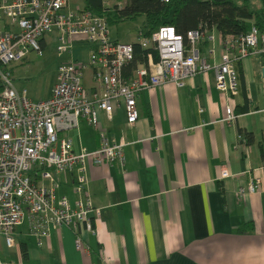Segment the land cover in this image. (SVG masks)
Returning a JSON list of instances; mask_svg holds the SVG:
<instances>
[{"label": "crops", "instance_id": "obj_1", "mask_svg": "<svg viewBox=\"0 0 264 264\" xmlns=\"http://www.w3.org/2000/svg\"><path fill=\"white\" fill-rule=\"evenodd\" d=\"M127 2L103 0V5ZM213 35L198 46L208 62L218 63L221 37L214 29ZM90 48L77 41L68 54L85 61ZM263 66L259 51L241 58L232 96L216 88L213 70L194 74L180 87L169 82L141 90L132 126L122 104L110 118L98 111L108 141L124 139L125 161L88 167L91 201L101 214L93 232L81 231L84 249L76 248L75 233L66 225L50 227L39 245L25 218L15 226L14 245L8 247L0 235V258L15 264H264ZM83 84L88 90L94 86L90 74ZM226 106L235 115L232 121L224 120ZM59 136L68 138L75 152L100 144L97 129L83 117ZM66 178L57 193L73 202V173ZM256 178L258 190L239 194Z\"/></svg>", "mask_w": 264, "mask_h": 264}, {"label": "built area", "instance_id": "obj_2", "mask_svg": "<svg viewBox=\"0 0 264 264\" xmlns=\"http://www.w3.org/2000/svg\"><path fill=\"white\" fill-rule=\"evenodd\" d=\"M49 32L60 53H69L77 41L91 48L85 61L70 58L61 62L49 97L33 101L25 89L16 90L9 65L21 62L30 51L41 54L42 40ZM213 39V28L204 23L185 35L171 25L159 26L150 36L140 29L137 41L144 48L155 49L158 59L148 52L145 63L126 73L133 43L112 39L104 15L83 6L70 8L69 0H0V235L8 247L14 245L15 226L26 218L39 245L49 236L50 227L66 225L75 233L76 248L84 249L81 231L93 232L94 221L101 214V208L91 201L88 167L123 165L125 161L124 139L110 143L99 128L97 112L110 118L122 104L126 124L132 126L138 119L136 97L141 90L169 82L180 87L194 74L209 70L222 94L235 95L236 64L256 51L264 55V31L251 26L245 33L221 38L218 63L208 62L198 46L202 40ZM86 69L94 83L89 90L83 84ZM79 117L97 129L100 144L96 149L81 147L75 152L71 141L59 136L60 131L76 127ZM234 117L226 106L224 120ZM237 139L242 140V135ZM69 173H73V202L57 193ZM227 175L222 169L221 176ZM260 182L256 178L239 188V194L258 190ZM0 264L15 263L0 258Z\"/></svg>", "mask_w": 264, "mask_h": 264}, {"label": "trees", "instance_id": "obj_3", "mask_svg": "<svg viewBox=\"0 0 264 264\" xmlns=\"http://www.w3.org/2000/svg\"><path fill=\"white\" fill-rule=\"evenodd\" d=\"M259 4L252 8L250 0H128L122 7L114 5L106 8L103 0H83L84 9L104 15L109 25L144 16L141 30L145 36H150L159 26L166 25L173 26L177 32L185 35L189 29L204 23L217 31L221 38L245 33L251 26L264 31V0H260ZM133 50V58L126 67V73L139 63H145L148 52L152 53L154 60L158 59L155 49L144 48L138 41L133 42ZM251 226L249 224L239 231H246Z\"/></svg>", "mask_w": 264, "mask_h": 264}, {"label": "rangeland", "instance_id": "obj_4", "mask_svg": "<svg viewBox=\"0 0 264 264\" xmlns=\"http://www.w3.org/2000/svg\"><path fill=\"white\" fill-rule=\"evenodd\" d=\"M236 1L241 2V0ZM256 1L260 3V0H250L252 8H255ZM76 5L82 7L83 0H69L70 8H75ZM143 21L144 17L141 16L114 22L110 24L111 35L123 42L137 40V33L142 28ZM44 39L45 44L42 45L41 54L30 51L21 62L9 65L14 87L18 92L25 89L26 96L33 101L49 97L55 83L58 65L70 60L68 52L60 53L55 48L52 32L47 33ZM87 74H90L89 69L85 70L84 76Z\"/></svg>", "mask_w": 264, "mask_h": 264}, {"label": "water", "instance_id": "obj_5", "mask_svg": "<svg viewBox=\"0 0 264 264\" xmlns=\"http://www.w3.org/2000/svg\"><path fill=\"white\" fill-rule=\"evenodd\" d=\"M262 75H263V77H264V66H263V68H262Z\"/></svg>", "mask_w": 264, "mask_h": 264}]
</instances>
